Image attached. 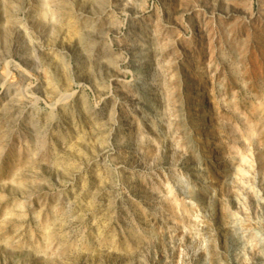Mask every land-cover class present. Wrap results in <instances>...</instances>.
<instances>
[{
	"label": "rangeland",
	"instance_id": "1",
	"mask_svg": "<svg viewBox=\"0 0 264 264\" xmlns=\"http://www.w3.org/2000/svg\"><path fill=\"white\" fill-rule=\"evenodd\" d=\"M0 264H264V0H0Z\"/></svg>",
	"mask_w": 264,
	"mask_h": 264
}]
</instances>
